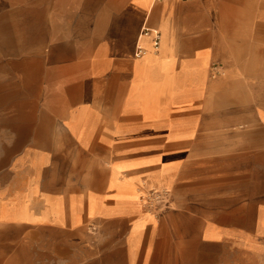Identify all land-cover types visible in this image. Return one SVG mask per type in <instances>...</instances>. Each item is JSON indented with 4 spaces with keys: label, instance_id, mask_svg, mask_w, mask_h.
Here are the masks:
<instances>
[{
    "label": "crops",
    "instance_id": "0c3cea01",
    "mask_svg": "<svg viewBox=\"0 0 264 264\" xmlns=\"http://www.w3.org/2000/svg\"><path fill=\"white\" fill-rule=\"evenodd\" d=\"M8 11L0 223L96 224L104 262L264 264V97L215 105L264 87V0H19L15 25ZM219 126L241 129L219 138L239 153L238 201L216 192ZM158 193L177 207L152 212Z\"/></svg>",
    "mask_w": 264,
    "mask_h": 264
},
{
    "label": "rangeland",
    "instance_id": "374dc122",
    "mask_svg": "<svg viewBox=\"0 0 264 264\" xmlns=\"http://www.w3.org/2000/svg\"><path fill=\"white\" fill-rule=\"evenodd\" d=\"M0 1L3 2L4 6H7L10 11H13H8L6 13V19L8 14H12V17L9 15L7 20L10 24L13 23L15 25V5L19 0ZM23 1L27 2L30 0ZM7 20H5V23ZM15 32L19 39L23 38V35L17 28ZM261 88L264 89V87H258V85H250V87H248V93H245V95H243V91L231 94L217 93L215 105L221 106V95L228 99L231 97L232 102H238L240 97L243 100L244 96L249 105H255L257 101L264 97V94L257 92V90ZM237 90H239V88ZM216 114L218 116V114L221 113L217 112ZM239 129L238 126L217 127V139L214 143L216 157L210 159L211 163H215L217 172L216 192H226L227 194H230L232 201H238L239 195L240 174L237 172L239 170L240 161L239 153H234L235 147L232 145V157L225 158L224 145L229 143L219 140V138H222L221 135H227L229 133L235 135V132L239 133ZM228 148L229 145H226L227 150ZM243 177H246V175L243 174ZM168 205L172 208L177 207L171 202L169 195L166 193L151 195L147 200L148 208L155 214L160 213L161 210L165 209ZM187 229H190L188 233V241L194 243L195 239H193L194 235L192 231L194 230V227L188 226ZM174 235L173 232V239L169 236L172 239L170 244L177 245ZM185 240H187V238H185L184 241ZM102 254L101 233L98 231L96 224H89L87 229L84 227L76 232H70L58 231L50 227L37 228L30 224L21 225L14 221L0 223V264H125L120 261V259H116L114 262L111 260L104 262L102 260Z\"/></svg>",
    "mask_w": 264,
    "mask_h": 264
},
{
    "label": "built area",
    "instance_id": "2783aa9c",
    "mask_svg": "<svg viewBox=\"0 0 264 264\" xmlns=\"http://www.w3.org/2000/svg\"><path fill=\"white\" fill-rule=\"evenodd\" d=\"M162 1H164V0H155V2H162ZM143 33H144V35H153L154 36V47L158 48V46H159V33H158V31L151 29V28H144ZM142 53H143V49L138 48L136 55L140 56ZM220 72L221 71L216 67L215 68V74L218 75Z\"/></svg>",
    "mask_w": 264,
    "mask_h": 264
}]
</instances>
